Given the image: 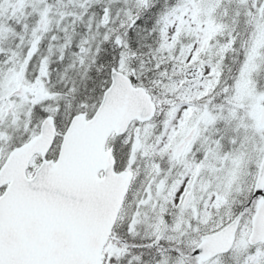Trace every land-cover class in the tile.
Listing matches in <instances>:
<instances>
[{"label": "snow or ice", "instance_id": "6c2138e0", "mask_svg": "<svg viewBox=\"0 0 264 264\" xmlns=\"http://www.w3.org/2000/svg\"><path fill=\"white\" fill-rule=\"evenodd\" d=\"M0 264H264V0H0Z\"/></svg>", "mask_w": 264, "mask_h": 264}]
</instances>
